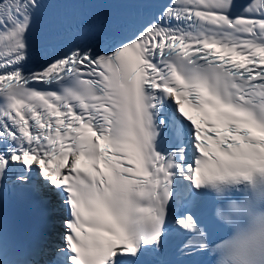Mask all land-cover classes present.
I'll return each mask as SVG.
<instances>
[{
	"label": "snow or ice",
	"instance_id": "6c2138e0",
	"mask_svg": "<svg viewBox=\"0 0 264 264\" xmlns=\"http://www.w3.org/2000/svg\"><path fill=\"white\" fill-rule=\"evenodd\" d=\"M58 3L0 0V194L67 213L0 264H264V0Z\"/></svg>",
	"mask_w": 264,
	"mask_h": 264
}]
</instances>
